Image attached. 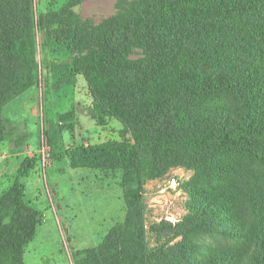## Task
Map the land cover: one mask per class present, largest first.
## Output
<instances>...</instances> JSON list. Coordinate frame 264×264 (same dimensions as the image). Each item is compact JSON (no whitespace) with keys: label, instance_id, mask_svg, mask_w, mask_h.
Segmentation results:
<instances>
[{"label":"trees","instance_id":"16d2710c","mask_svg":"<svg viewBox=\"0 0 264 264\" xmlns=\"http://www.w3.org/2000/svg\"><path fill=\"white\" fill-rule=\"evenodd\" d=\"M86 1L70 0L39 26L68 42L74 56L63 68L85 78L99 125L113 117L132 139L58 153L75 112L47 132L52 160L125 175V222L83 264H264V0L122 1L99 26L76 12ZM34 36L31 1L0 0V143L3 108L37 81ZM137 49L145 55L134 58ZM39 164L22 161L0 195V264H25L42 224L23 182ZM179 167L198 178L190 213L154 225L151 248L144 183ZM205 235L230 242H199Z\"/></svg>","mask_w":264,"mask_h":264},{"label":"rangeland","instance_id":"374dc122","mask_svg":"<svg viewBox=\"0 0 264 264\" xmlns=\"http://www.w3.org/2000/svg\"><path fill=\"white\" fill-rule=\"evenodd\" d=\"M30 1L37 81L3 108L7 132L0 143V195L22 161L40 157L37 169L23 182L29 202L41 211L43 221L34 241L25 247L23 260L25 264H83L87 253L98 247L112 228L125 222V175L122 171L76 168L67 158L52 160L49 154L53 147L48 145L47 132L64 116L75 112V130L66 131L63 139L55 143L58 153L70 146L125 141L132 136L113 117L99 125L85 78H72L63 68L74 56L68 42L47 36L39 26L42 16L62 10L70 0ZM122 1L135 0H87L76 12L84 21L99 26L118 13ZM144 55L137 49L134 58ZM197 180L195 171L179 167L163 178L145 181V225L151 248L159 243L151 232L154 225L162 221L176 225L189 215L191 196L187 192ZM198 240L208 245L230 242L219 235H205Z\"/></svg>","mask_w":264,"mask_h":264}]
</instances>
